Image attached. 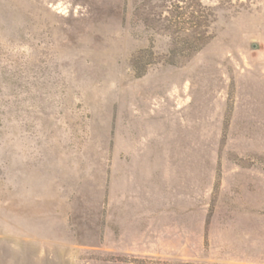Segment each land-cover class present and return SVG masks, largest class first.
I'll list each match as a JSON object with an SVG mask.
<instances>
[{
    "label": "rangeland",
    "instance_id": "374dc122",
    "mask_svg": "<svg viewBox=\"0 0 264 264\" xmlns=\"http://www.w3.org/2000/svg\"><path fill=\"white\" fill-rule=\"evenodd\" d=\"M0 264H264V0H0Z\"/></svg>",
    "mask_w": 264,
    "mask_h": 264
}]
</instances>
